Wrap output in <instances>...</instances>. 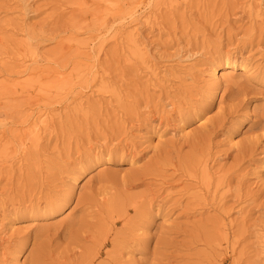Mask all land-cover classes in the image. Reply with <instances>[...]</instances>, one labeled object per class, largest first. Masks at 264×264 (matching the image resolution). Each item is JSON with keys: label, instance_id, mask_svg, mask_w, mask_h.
<instances>
[{"label": "rangeland", "instance_id": "rangeland-1", "mask_svg": "<svg viewBox=\"0 0 264 264\" xmlns=\"http://www.w3.org/2000/svg\"><path fill=\"white\" fill-rule=\"evenodd\" d=\"M125 210L107 264H264V0H0V264Z\"/></svg>", "mask_w": 264, "mask_h": 264}, {"label": "bare ground", "instance_id": "bare-ground-1", "mask_svg": "<svg viewBox=\"0 0 264 264\" xmlns=\"http://www.w3.org/2000/svg\"><path fill=\"white\" fill-rule=\"evenodd\" d=\"M133 17V12L129 11L128 14V18H132ZM106 26H104L103 24V28H105ZM226 60V59H225ZM229 65V63H227ZM234 68H238L235 64L232 65V69ZM240 71L243 74H248L250 72V70H248V68L244 65V66H239ZM222 72V71H221ZM219 77L224 78V73H221L218 76V72L217 69H212L211 74L209 76L212 85L215 87L216 86V80L219 79ZM230 77V76H229ZM43 117H38L34 120V125L32 127V130H38L37 129V125H43L45 124V119H42ZM77 179L74 180L73 182V186L76 185ZM222 184H228L227 181H225V179L223 181L220 182L219 185ZM134 206V204H133ZM127 215V210H125L124 212H120L116 217H111V222L110 226L111 228H105V230L103 229L100 234L98 235V237H91L92 239L94 238V243H93V247L87 251V253L85 255L80 254V259L81 262L79 264H95L96 261L98 260V258H100L102 256V250L105 249L107 246H111L112 247V251L111 253H108L107 251L105 252V261L106 264L107 263H111L110 262V258L111 255H113V257L117 256V253H119V250L122 248V244H124V242H121L120 244L115 243L117 236L119 235V233H113V226L116 224V220H121L124 219ZM147 216V215H146ZM146 216L144 218H146ZM120 235H123L122 233H120ZM112 237L111 241H109V238ZM101 264V263H98Z\"/></svg>", "mask_w": 264, "mask_h": 264}]
</instances>
